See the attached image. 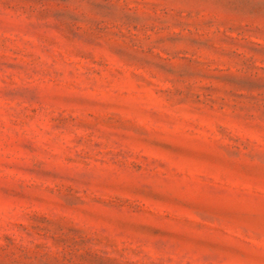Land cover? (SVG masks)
Here are the masks:
<instances>
[{"label": "rangeland", "instance_id": "1", "mask_svg": "<svg viewBox=\"0 0 264 264\" xmlns=\"http://www.w3.org/2000/svg\"><path fill=\"white\" fill-rule=\"evenodd\" d=\"M0 264H264V0H0Z\"/></svg>", "mask_w": 264, "mask_h": 264}]
</instances>
